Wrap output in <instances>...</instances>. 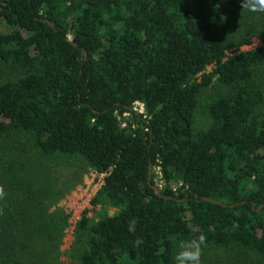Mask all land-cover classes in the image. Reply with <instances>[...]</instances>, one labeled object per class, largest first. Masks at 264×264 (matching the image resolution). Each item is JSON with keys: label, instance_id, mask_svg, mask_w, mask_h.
Segmentation results:
<instances>
[{"label": "trees", "instance_id": "trees-1", "mask_svg": "<svg viewBox=\"0 0 264 264\" xmlns=\"http://www.w3.org/2000/svg\"><path fill=\"white\" fill-rule=\"evenodd\" d=\"M242 6L0 0V61L23 71L0 83V143L11 147L7 139L23 133L38 155L0 167V182H9L0 264L39 253L32 241L61 237L68 224L57 207L61 180L43 175V156L84 161L103 175L91 204L107 209L97 220L82 212L76 231L88 247L76 264H175L176 245L201 234L205 245L239 247L264 264V86L256 74L264 44L243 48L256 35L264 43V14L236 36L215 32ZM213 83L226 93L199 132V98Z\"/></svg>", "mask_w": 264, "mask_h": 264}, {"label": "rangeland", "instance_id": "rangeland-1", "mask_svg": "<svg viewBox=\"0 0 264 264\" xmlns=\"http://www.w3.org/2000/svg\"><path fill=\"white\" fill-rule=\"evenodd\" d=\"M248 13H255L256 16H251L250 19L246 18L243 20V16ZM263 14L264 11L253 12L243 5L238 11L236 10L225 15L223 19L219 20L215 32L228 37L236 36L241 30L249 29V27H256L258 25L256 22L261 19L258 17ZM4 28L5 27L0 24V30ZM252 41L248 49L264 44L258 35L254 36ZM209 69H211V67ZM22 74L23 71L17 66L6 65L0 61V83L8 80H16ZM256 74L261 84L264 86V64L257 68ZM224 93H226V88L218 83H213L203 90L199 98L194 119V129L196 131L200 132L211 126L213 119L210 112V105L216 97ZM141 111H143L142 105ZM7 141L8 143L6 145L11 147L6 148L0 143V167H2L7 160L14 159L17 164L15 167L18 168L21 166L24 159L31 158L33 155L38 156L29 149L31 145L27 148V138L23 133L15 132ZM28 143L30 144L29 140ZM19 155H21V159L18 157ZM40 161L46 166L45 168L47 171L43 175L48 176L47 180L50 178L51 180H61L64 193L57 207L60 208L63 214L69 215L68 224H66V228L61 237H53L46 241H32L31 244H33L36 249H40V254L23 253L19 259L24 264H31L32 261L37 259L41 260L43 264H76L78 258L87 250L88 242L84 236L81 237L77 234L76 225L74 226L70 223V218L74 211H81L86 208L90 209L89 216L94 220L104 215L107 207L101 204L94 207L93 204H91V200L103 183V176H98L84 161L58 158L56 156H43L40 157ZM78 166H80L79 168L83 173L82 180L78 184L73 185L70 180V172L74 171ZM75 171L80 172V170L77 169ZM1 179L2 183L0 182V186L5 188V183L9 186V182L6 178L1 177ZM155 179L157 180L156 185L158 187L162 186L163 181L159 176ZM71 184L73 185L72 187ZM86 200L88 204L85 205ZM176 248L178 253L181 250L179 244L176 245ZM257 262L254 256L245 253L243 249L239 247L203 246L201 264H257ZM5 264H7V261Z\"/></svg>", "mask_w": 264, "mask_h": 264}, {"label": "clouds", "instance_id": "clouds-1", "mask_svg": "<svg viewBox=\"0 0 264 264\" xmlns=\"http://www.w3.org/2000/svg\"><path fill=\"white\" fill-rule=\"evenodd\" d=\"M243 5L250 11H264V0H243ZM5 196L3 186H0V199ZM134 229V224L130 230ZM207 237L204 234L199 235L191 240L181 241L179 244L180 251L176 254V264H201L203 246L206 244Z\"/></svg>", "mask_w": 264, "mask_h": 264}, {"label": "built area", "instance_id": "built-area-1", "mask_svg": "<svg viewBox=\"0 0 264 264\" xmlns=\"http://www.w3.org/2000/svg\"><path fill=\"white\" fill-rule=\"evenodd\" d=\"M244 49H248V46H244L243 47ZM103 176V175H102ZM88 204V201L86 200L85 201V205ZM84 211L81 210V211H74L73 214L71 215V218H70V223H72V225H76L78 223V221L81 219V215H82V212Z\"/></svg>", "mask_w": 264, "mask_h": 264}, {"label": "water", "instance_id": "water-1", "mask_svg": "<svg viewBox=\"0 0 264 264\" xmlns=\"http://www.w3.org/2000/svg\"><path fill=\"white\" fill-rule=\"evenodd\" d=\"M157 192H158V189H157ZM207 199V198H206ZM114 214V210L113 209H111L110 210V215H113Z\"/></svg>", "mask_w": 264, "mask_h": 264}]
</instances>
